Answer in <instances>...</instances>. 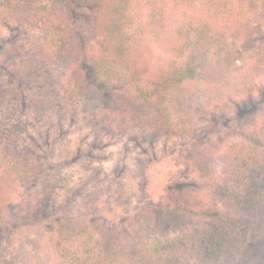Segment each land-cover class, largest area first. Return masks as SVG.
Wrapping results in <instances>:
<instances>
[{"label":"trees","instance_id":"1","mask_svg":"<svg viewBox=\"0 0 264 264\" xmlns=\"http://www.w3.org/2000/svg\"><path fill=\"white\" fill-rule=\"evenodd\" d=\"M188 1L0 0V32L16 22L43 36L37 52L23 41L2 50L0 71L8 81L0 103L19 97L47 59L67 58L59 92L109 97L112 108H101L108 117L98 114L108 128L164 126L170 135L197 129L188 106L193 83L205 84L209 109L217 103L229 116L249 99L264 67V0H240L244 6L237 8L232 0ZM250 11L259 26L242 25L241 49L249 56L235 69L228 25L241 26ZM144 47L167 57L143 65ZM251 112L240 129L226 121L238 140L229 141L218 163L192 167L199 197L188 201L186 189L169 190L155 203L136 202L125 218L104 210L99 194H89L75 214L51 212L44 219L43 164L32 149H10L0 140V263L17 233L43 227L48 257L36 264H264V110Z\"/></svg>","mask_w":264,"mask_h":264},{"label":"rangeland","instance_id":"2","mask_svg":"<svg viewBox=\"0 0 264 264\" xmlns=\"http://www.w3.org/2000/svg\"><path fill=\"white\" fill-rule=\"evenodd\" d=\"M232 1L236 8L244 6L240 0ZM244 17L241 26L236 21L233 26L228 25L226 33L235 69L241 68L249 56L241 49L242 25L259 26L260 21L252 11ZM261 29L264 33V25ZM85 31L94 36L93 31ZM20 41L28 46L29 52H37L43 41L42 30L9 22L0 32V54ZM260 44L264 47V36ZM166 57L160 49L144 47L139 58L147 61L141 62L143 65L156 66ZM45 62L37 71L39 75L24 81L25 88L19 97L0 103V140L4 147L32 149L44 166L39 181V188L46 193L44 219L51 212L75 214L89 194H99L103 209L120 213L121 218L126 217L136 202L155 203L169 190L172 193L184 188L190 193L187 200L192 201L196 195L199 197L200 190L192 167L195 163H218L221 153L236 136L227 130L226 121H231L234 129H240L252 109L259 113L264 110V67L261 66L251 82L249 99L240 98L229 116L218 109L217 103L209 109L205 84L193 83L189 86L193 97L188 106L195 109L197 129L178 135H170L164 126L134 125L115 130L103 124L104 116L108 115L101 108L113 106L109 97L90 91L79 98L65 96L62 90L59 92L57 81L68 63L67 58ZM7 81L0 71V89ZM226 105L221 107L226 106L225 110L230 111L229 102ZM98 227L95 229L104 232L102 221ZM42 228L17 233L15 243L6 249L7 256L0 264H36L47 259Z\"/></svg>","mask_w":264,"mask_h":264}]
</instances>
